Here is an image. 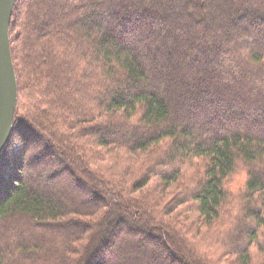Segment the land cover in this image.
Instances as JSON below:
<instances>
[{"label": "trees", "instance_id": "trees-1", "mask_svg": "<svg viewBox=\"0 0 264 264\" xmlns=\"http://www.w3.org/2000/svg\"><path fill=\"white\" fill-rule=\"evenodd\" d=\"M74 1L13 6L17 101L0 163L19 149L0 186V264H159L163 249L170 264H264V0ZM45 148L60 169L26 173ZM188 203L209 241L172 217Z\"/></svg>", "mask_w": 264, "mask_h": 264}, {"label": "rangeland", "instance_id": "rangeland-1", "mask_svg": "<svg viewBox=\"0 0 264 264\" xmlns=\"http://www.w3.org/2000/svg\"><path fill=\"white\" fill-rule=\"evenodd\" d=\"M68 1H72L75 4H76V2H78V1H74V0H58L57 7H56V13L64 12L65 4ZM201 1H207V4L210 5L209 7H212L213 3L216 0H201ZM41 2L44 3V0H41ZM77 8H80V7H77ZM194 9H195L196 13L204 16L203 20L205 22L209 23V22L215 21V17H213V16H216V15L211 14L212 12L208 7L207 8H205V7L200 8L198 5H195ZM40 16L41 15H39V17ZM40 18L44 20V15H42ZM241 25H243V24H239V26H241ZM144 26L154 29L157 27V22L155 23V21L153 19L151 20V18H146V20L144 22ZM137 30L138 31H136V32L140 33L139 27ZM136 32H133V34L137 35ZM156 34L158 36H162L164 34V30H162V28L159 27ZM181 37H182L181 34H174L173 36H170L169 41L172 42V44L170 46L174 45L177 48L178 47L177 46L178 45L177 40ZM215 38H216V36H215ZM216 39L220 41L221 45H223L224 47H228L227 43H226L227 39L225 37H220V38L217 37ZM30 41L32 42V39H30ZM215 44H216V41L210 42L209 50H208L209 53H210V50L216 46ZM30 46L31 45H29V47ZM222 57H223V55H222ZM224 66H225V64H224ZM226 66H229V63H227ZM18 149H19V144L17 141L10 142L9 145L6 147L5 154L1 158L2 161L0 163V186L4 182H10L8 180H12V175L15 171L14 159L16 157V153L18 152ZM44 153H45L44 157H43L44 160H42L43 164H39L37 162V165H33V166L30 165V168L27 169L26 173L27 172L33 173L38 168H42V169L49 170V171H52V170H55L58 168L60 169L61 164L58 161L57 157L52 154L51 149L45 148ZM200 164L202 166V161L200 162ZM97 168L99 169V171H102V172H104L108 175H112V176H118L121 173V169L117 165L110 163V162H107V161L99 162L97 164ZM123 179L127 182V184L129 186H130V183L133 181V177H131L129 175H124ZM71 180L72 181L69 180V183H68L69 190H71L72 192H77L76 194H78L79 197L80 196H83V197L89 196L88 191L84 188H79L76 191L72 186L73 184H75V180L74 179H71ZM37 182H38V185L41 186L40 187L41 189H43V187L46 186L45 188H49L51 191L55 192L56 190H58L57 188H61V187H58L56 184H54V186H51V185L47 184L46 182H44V183L42 181H37ZM243 182H244V174L243 173H237V174L235 173L226 183V187L229 188L230 190L233 188L235 190L236 187H238V185H243ZM28 183L31 184V183H33V181L32 182L29 181ZM153 184L154 183L152 182L151 185H153ZM50 187H52V188H50ZM163 190L164 191H163V195L161 197L162 198L161 200L166 202L167 199H169L171 197V195L175 194L179 190V184L177 182H174ZM2 193H3V190L1 192V194ZM132 196L138 197L139 193L137 191H134L132 193ZM195 207L196 206L193 205L192 203L181 204L180 206L173 209V212L171 213V215L180 225L189 226L191 228V232L193 231V233H196L197 235H200L201 233H202V235H206L202 239L203 242H205L206 240L209 241L210 240L209 235L213 236V234L207 233L208 227L204 224L203 216L199 213V211H197L195 209ZM123 237H125V234L123 232H118V234L113 239L116 241H119ZM209 243L210 242L205 243V244L208 245ZM165 255H167V250L163 249L161 251V255H159V258H160L159 264H170V263L166 262L167 259L165 258ZM226 261H229V259H227Z\"/></svg>", "mask_w": 264, "mask_h": 264}, {"label": "water", "instance_id": "water-1", "mask_svg": "<svg viewBox=\"0 0 264 264\" xmlns=\"http://www.w3.org/2000/svg\"><path fill=\"white\" fill-rule=\"evenodd\" d=\"M14 3L15 0H0V151L10 136L17 101L8 32Z\"/></svg>", "mask_w": 264, "mask_h": 264}]
</instances>
